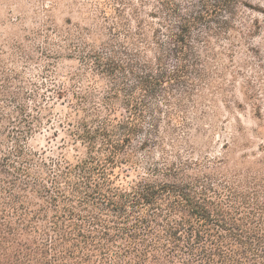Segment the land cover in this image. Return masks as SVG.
Returning <instances> with one entry per match:
<instances>
[{"label": "trees", "instance_id": "trees-1", "mask_svg": "<svg viewBox=\"0 0 264 264\" xmlns=\"http://www.w3.org/2000/svg\"><path fill=\"white\" fill-rule=\"evenodd\" d=\"M138 1L132 7L127 0L130 18L103 4L107 19L119 14L112 31L122 32L108 42L97 44L92 29L78 35L46 29L66 38L82 64L68 76L71 99L59 127L85 157L55 160L28 149L29 135L52 123L54 108L36 105L37 114H29L22 101L46 98L36 91L6 94L2 88L14 81L5 77L0 98L16 110L0 113V264H264V163L244 173L194 174L187 169L200 163H183L167 168L161 182H129L123 171L136 165L135 141L159 134L161 100L183 109L185 99L212 85L220 55L214 40L235 28L243 3ZM147 3L154 8L145 13ZM16 49L37 61L21 45ZM64 85L53 90L57 99ZM245 96L264 120V89L249 82ZM148 172L161 175L158 168Z\"/></svg>", "mask_w": 264, "mask_h": 264}, {"label": "rangeland", "instance_id": "rangeland-1", "mask_svg": "<svg viewBox=\"0 0 264 264\" xmlns=\"http://www.w3.org/2000/svg\"><path fill=\"white\" fill-rule=\"evenodd\" d=\"M106 1L130 18L132 9L127 0H0V88L5 85V77H9L14 85L2 88L6 94L22 91L33 94L36 91V94L43 95L45 100L38 97L34 102L22 101L29 114H37L33 111L36 105L54 108L52 123L36 127L28 137L26 147L33 152L45 153L55 160L64 154L71 162L86 156L85 148L80 144L73 147L67 132L59 127L66 115L65 106L71 99L72 81L68 82V76L81 69L82 64L70 50L66 38L46 29L50 25L74 35L92 29L96 32L97 44H100V38L108 42L122 32L121 29L115 32L111 29L119 14L113 12L107 19L100 12ZM130 1L132 7L140 6L138 0ZM241 2L243 5L236 13L235 28L218 42L214 40L215 53L220 55L212 63V85L205 87L202 93H196L201 97L196 95L193 99H185L183 109L176 101L166 103L161 100L159 134L135 141L136 165L123 168L129 182L141 179L161 182L167 168L179 167L183 163H200L201 166L189 167V174L201 170L213 172L216 168L244 173L262 167L264 120L256 117L245 92L249 82L260 93L264 89V0ZM147 4L145 13L154 8ZM102 29L101 35L98 30ZM131 29L136 30L135 23ZM19 45L28 54L35 55L37 61L30 63L26 60L16 49ZM47 52L51 54L50 58H46ZM58 55L62 58L56 59ZM51 70L56 72L51 73ZM16 74L23 81H17ZM63 82L64 98L57 99L53 90ZM14 110V103L0 98V113L8 115ZM146 128L149 129V125ZM147 139L152 143L143 145ZM218 160H224V163L219 164ZM154 168H158L161 175L148 172Z\"/></svg>", "mask_w": 264, "mask_h": 264}]
</instances>
